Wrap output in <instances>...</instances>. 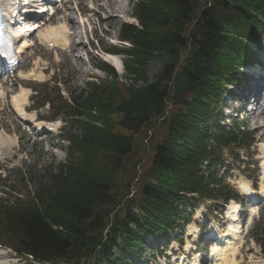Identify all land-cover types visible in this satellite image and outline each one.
Masks as SVG:
<instances>
[{"label":"trees","instance_id":"obj_1","mask_svg":"<svg viewBox=\"0 0 264 264\" xmlns=\"http://www.w3.org/2000/svg\"><path fill=\"white\" fill-rule=\"evenodd\" d=\"M134 10L139 25L121 28L130 44L124 81L103 64L111 80L91 82L64 101L76 130L66 136L65 160L42 172L33 195L0 204V244L18 256L38 264H91L94 257L129 264L147 236L175 226L185 193H226L217 177L221 147L248 146L251 137L223 128L219 109L225 85L238 83L241 67L254 60L264 0H139ZM155 59L161 67L149 81L147 64ZM156 118L165 130L138 176L136 137L154 130ZM122 173L129 175L119 194ZM137 177L139 192L125 205Z\"/></svg>","mask_w":264,"mask_h":264},{"label":"rangeland","instance_id":"obj_2","mask_svg":"<svg viewBox=\"0 0 264 264\" xmlns=\"http://www.w3.org/2000/svg\"><path fill=\"white\" fill-rule=\"evenodd\" d=\"M135 1L136 0H121L123 12L117 13L116 18L110 24L109 30L111 33L109 35L103 34L99 29L108 47L113 45L110 39L113 40L117 38L120 25L126 21H134L130 16L134 13L133 7ZM69 5H72V3ZM72 11L75 20H79V22L75 21V26L77 27L79 23L84 22V28L88 29L86 35L83 36L84 42L77 55L81 57L83 62L81 65H76L77 71L68 73L65 66L60 64L62 60V51L53 49L50 50L49 54L41 50L40 52L44 54H42V56L39 55V51H37L36 56L32 55L33 51L28 52L26 56L27 59L19 72V74H26L35 68V63H38L36 70L37 73H42V77L36 78L39 81L31 80V82L25 86L30 95L28 100V104L31 105L29 114L35 115L36 118L45 123L58 122L61 128L53 133H37L34 129L36 126L35 119H30L29 122L21 121L10 106L13 93H8L6 95L7 112L3 116L5 122L0 121V131L14 139V143L10 150L4 153L0 152V196L4 197L6 202L9 201L13 203L16 202L19 197L23 198L29 193L33 194L36 178L38 179L46 168L51 165L54 166L65 159V149L68 143L65 140V135L67 134H64L65 132H62V129L67 128L66 131L68 133V125L72 123L73 118L70 117L69 111L64 108L63 101L65 99H70L71 94L75 90L83 89L86 82L92 80V78H97L100 81L108 80L102 70L95 69L96 66L100 67L103 54L96 52L95 48L98 47V38L96 39V36L89 32L93 28L90 24V19L94 20L92 16L93 13H90V11L81 12L78 11L77 8ZM80 39L81 38H77L76 41ZM38 48L42 49L43 47ZM255 49L259 50L260 58L263 59L261 55H264V42ZM119 58L122 59L121 56H119ZM160 67L161 62L156 59L151 60L147 64L146 77L149 81L153 80ZM78 70L82 71V73L80 74ZM117 73L121 78L124 77V72L119 71ZM17 75L18 74L14 75L12 79L9 77L3 79L5 83L1 82L0 84L6 85L7 82L10 85L15 83L17 87L15 93H18L20 84ZM138 84L143 86V82L141 81ZM244 92L246 91L243 90V93ZM240 100H238L236 104H233L230 98L226 99L230 107L235 106L237 108V114L235 116L237 117L238 115L237 118L239 120L242 119L240 112L243 110V108L239 107ZM229 112L230 110L225 111V113ZM244 116H246L244 125H246L248 131H253L254 133V144L252 143V148H250V150H240L241 160L237 162L232 161V157L227 150L223 152L226 164L228 163L232 167L223 178L238 192L239 182L242 180L248 181L254 188L259 190L264 170V127H257L251 116L247 113L246 115L244 113ZM229 118L230 117L227 116L226 123H229ZM162 120L163 118H156L155 122H158V124L154 130L151 128L152 126L147 127L136 137V153L132 161H137L139 163L137 166L138 176L143 175L145 170L149 167L153 154L152 148L155 145L154 143L160 139L165 130V127L160 125ZM263 123L264 121L261 122V124ZM74 131L76 130L73 129L72 132L74 133ZM22 132L27 133L28 136L23 135V137H21ZM60 133L61 137L59 136ZM223 171L221 173H223ZM5 174H7V177H4ZM128 175V173H122L119 177V194L124 192L123 184L128 178ZM218 177H221V175ZM138 181L139 178L137 177L134 181V185L127 191L130 192V195L126 194L122 201L123 204L126 205V200L135 195L136 192H139L140 182ZM234 201L238 202L239 200ZM213 202L214 200H199L194 207L187 208L185 217L181 220L180 224L182 229L180 231H182L183 234H179V237L181 241H190V248L195 249H190L191 251L188 255L189 261L187 264L190 262L194 264L198 255H200L198 260L199 264H205L207 260L209 252L207 250L208 241L204 240L199 233L207 229L210 230L211 228L215 229L218 233H223L229 225V217L227 214L225 215L226 206L222 209L220 205L219 207L215 206ZM248 207L249 206H246L245 211L240 213L241 224L247 223L250 216L253 215V213L250 214L246 209ZM254 211L255 214L252 216L251 222L254 217L259 214L262 216L263 222H255L254 224L250 222L244 229L237 243L240 252L238 259L244 264L264 263V203L259 205ZM251 226L252 228L254 227L255 231V233L253 232L251 234L252 236L247 233V229L249 231ZM187 234H192V236L189 237ZM164 242L168 244L172 241L171 239H164ZM257 242H259L261 246ZM197 247L199 249H197ZM171 248L172 247H167L166 251L169 252ZM195 252H197L198 255L194 256ZM157 254L161 256L160 259L156 258ZM163 255L165 256L166 253L158 252L157 249L152 251L150 247L146 250L141 264H163ZM31 262L32 261L26 258L15 255L10 249L0 247V264H32ZM101 262L102 261L97 259L90 261L91 264H101Z\"/></svg>","mask_w":264,"mask_h":264},{"label":"bare ground","instance_id":"obj_3","mask_svg":"<svg viewBox=\"0 0 264 264\" xmlns=\"http://www.w3.org/2000/svg\"><path fill=\"white\" fill-rule=\"evenodd\" d=\"M50 2L52 0H49ZM71 1V0H66ZM65 0H61V3H59V7L57 8L52 6L49 7L51 10H47V15H44L42 17L41 21L37 23H31L27 24V20L32 21L29 17L25 20V23L23 24V30L27 33L30 31H33L30 33L28 37L35 34L36 32V43L38 47H44L42 49L34 48V52L32 55H37V51H39V55L42 56L43 53L40 51H45L47 54H49L51 48L49 47L50 43H53L55 48H60L62 50V65L65 66L66 71L69 72H76V65H81L82 60L80 56H77L79 54V51L81 49V45L83 44L84 40L81 38L80 40L76 41V38L78 37V33L76 31L75 25H73V21H75V18L72 14H70L69 10L70 7L68 5V2ZM72 3L75 4V6L78 8V10L81 11H90V13H93L92 16L94 17V20L90 19V24L92 28V33L98 38L99 44L97 48H95L97 53L104 52L107 50V45L105 43V39L103 37V34L109 35L110 32V24L112 21L116 18L117 13L123 12V7L121 6V0H72ZM90 3V4H88ZM56 5V4H55ZM36 17L33 16V19ZM44 22V23H42ZM106 25V26H105ZM98 27V28H97ZM36 28V29H35ZM35 29V30H34ZM100 31L103 33H100ZM118 36V34H117ZM33 40L28 39L25 36V40L22 41V48L23 50H27L28 48H33ZM39 49V50H38ZM44 55V54H43ZM49 56V55H47ZM115 58V57H114ZM46 60V59H45ZM35 69H32L29 73L24 74L21 80H19L20 84V90L18 93H15L16 90V84H10L6 82V85L0 84V121L5 122V119L3 116L7 112V105H5V98L8 93H13L11 104H12V110L19 115L20 119L23 121H28L29 119H35V115L29 114L28 110L30 109V106L27 105V101L29 98V93L25 89V86L29 84L28 79L32 76H38L39 78L42 77V73H35L37 72L36 69L38 67V63H35ZM78 72L81 74L82 71L78 70ZM35 73V74H34ZM22 76V74H21ZM5 83L4 81H1ZM0 82V83H1ZM249 115L251 116L252 120L254 121V124L257 127H260L261 122L264 121V108L260 110H252L250 111ZM36 121V126L39 128V130H43L44 132H50L54 131L59 127L58 122H50L45 123L42 121H39L38 119ZM23 135H27V133L22 132L21 137ZM14 143V139L3 134L0 131V152L4 153L7 152L12 148V144ZM239 187L241 191L246 193H251L253 195V200L255 198H258V194L264 195V176H263V184H261V188L259 191L254 190L249 183L246 181H241L239 183ZM240 204H238L235 201H231L228 207L227 214L229 218L231 219V222L227 231L224 234H221L218 236V241L212 246V258L216 260V264H242L237 261L236 256L238 254V247H236V243L233 241L238 237V233L240 231V225L238 223L239 220V209ZM228 244V245H225ZM227 250V252H225ZM196 264H199L198 261H196ZM264 264V263H261Z\"/></svg>","mask_w":264,"mask_h":264}]
</instances>
